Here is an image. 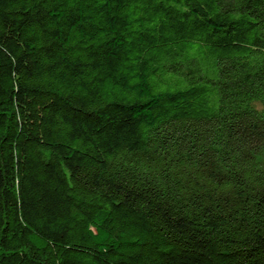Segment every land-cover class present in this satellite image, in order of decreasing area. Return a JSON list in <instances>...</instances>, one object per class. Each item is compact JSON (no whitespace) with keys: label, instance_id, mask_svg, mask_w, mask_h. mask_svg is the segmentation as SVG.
<instances>
[{"label":"trees","instance_id":"trees-1","mask_svg":"<svg viewBox=\"0 0 264 264\" xmlns=\"http://www.w3.org/2000/svg\"><path fill=\"white\" fill-rule=\"evenodd\" d=\"M0 264H264V0H0Z\"/></svg>","mask_w":264,"mask_h":264}]
</instances>
